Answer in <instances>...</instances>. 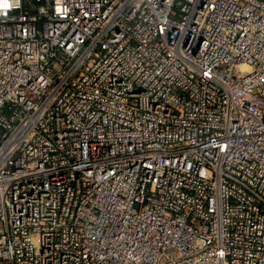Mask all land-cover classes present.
<instances>
[{
  "label": "built area",
  "instance_id": "built-area-1",
  "mask_svg": "<svg viewBox=\"0 0 264 264\" xmlns=\"http://www.w3.org/2000/svg\"><path fill=\"white\" fill-rule=\"evenodd\" d=\"M0 264H264V0H0Z\"/></svg>",
  "mask_w": 264,
  "mask_h": 264
},
{
  "label": "clouds",
  "instance_id": "clouds-1",
  "mask_svg": "<svg viewBox=\"0 0 264 264\" xmlns=\"http://www.w3.org/2000/svg\"><path fill=\"white\" fill-rule=\"evenodd\" d=\"M4 8H7L8 7V5L5 3V4H3L2 5Z\"/></svg>",
  "mask_w": 264,
  "mask_h": 264
}]
</instances>
